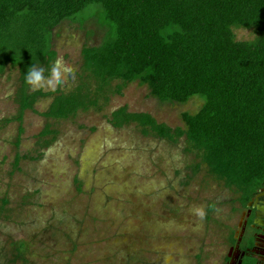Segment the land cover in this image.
Masks as SVG:
<instances>
[{"label":"rangeland","instance_id":"1","mask_svg":"<svg viewBox=\"0 0 264 264\" xmlns=\"http://www.w3.org/2000/svg\"><path fill=\"white\" fill-rule=\"evenodd\" d=\"M235 33L238 40L255 38L252 30ZM105 35L94 20L64 22L54 30L58 57L76 70L57 89L75 85L82 48L99 45ZM17 74L9 70L0 79V120L18 113ZM51 102L40 99L36 112L25 113L19 148V123L0 127V264L20 241L28 243V264H222L239 221L229 193L204 173L193 174L185 141L144 137L134 125L117 129L106 117L127 106L175 128L182 126L183 112L198 111L201 99L161 104L145 86L132 83L104 112L61 121L41 116ZM48 125L57 137L44 147L50 137L40 134ZM17 153L31 157L19 169ZM200 206L203 220L193 212Z\"/></svg>","mask_w":264,"mask_h":264},{"label":"trees","instance_id":"2","mask_svg":"<svg viewBox=\"0 0 264 264\" xmlns=\"http://www.w3.org/2000/svg\"><path fill=\"white\" fill-rule=\"evenodd\" d=\"M90 20L106 35L99 45L82 48L75 85L31 90L29 66L42 65L47 75L58 58L54 30ZM236 29L252 30L255 38L238 40ZM9 70L18 73V113L0 120V127L19 123L18 148L24 115L36 112L40 99L52 98L42 117L73 120L104 112L112 97L138 83L161 104L184 106L199 98L202 105L183 112L175 128L123 106L106 116L112 127L134 125L144 137L185 141L193 174L204 173L226 190L234 208H244L264 186V0H0V79ZM56 137L49 125L40 134L44 147ZM24 159L31 157L17 153L15 168ZM214 208L210 203L209 212ZM13 246L6 264H28V243Z\"/></svg>","mask_w":264,"mask_h":264},{"label":"flooded vegetation","instance_id":"3","mask_svg":"<svg viewBox=\"0 0 264 264\" xmlns=\"http://www.w3.org/2000/svg\"><path fill=\"white\" fill-rule=\"evenodd\" d=\"M231 210L239 214V221L228 235L222 264H264V186L244 208L236 205Z\"/></svg>","mask_w":264,"mask_h":264},{"label":"clouds","instance_id":"4","mask_svg":"<svg viewBox=\"0 0 264 264\" xmlns=\"http://www.w3.org/2000/svg\"><path fill=\"white\" fill-rule=\"evenodd\" d=\"M75 71L76 70L70 66L63 57H58L52 62L47 69V75H45V67L32 63L25 73V83L33 91L41 89L56 91L57 88L69 79V77L74 78ZM193 212L201 220H203L206 215L203 206L195 207Z\"/></svg>","mask_w":264,"mask_h":264},{"label":"water","instance_id":"5","mask_svg":"<svg viewBox=\"0 0 264 264\" xmlns=\"http://www.w3.org/2000/svg\"><path fill=\"white\" fill-rule=\"evenodd\" d=\"M243 217H245V215Z\"/></svg>","mask_w":264,"mask_h":264}]
</instances>
